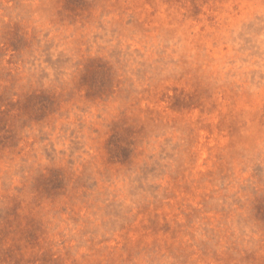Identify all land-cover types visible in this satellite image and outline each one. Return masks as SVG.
Wrapping results in <instances>:
<instances>
[{
    "label": "rangeland",
    "instance_id": "obj_1",
    "mask_svg": "<svg viewBox=\"0 0 264 264\" xmlns=\"http://www.w3.org/2000/svg\"><path fill=\"white\" fill-rule=\"evenodd\" d=\"M0 264H264V0H0Z\"/></svg>",
    "mask_w": 264,
    "mask_h": 264
}]
</instances>
